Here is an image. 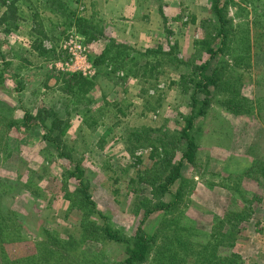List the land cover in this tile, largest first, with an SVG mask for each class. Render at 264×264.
Returning a JSON list of instances; mask_svg holds the SVG:
<instances>
[{
    "label": "rangeland",
    "instance_id": "obj_1",
    "mask_svg": "<svg viewBox=\"0 0 264 264\" xmlns=\"http://www.w3.org/2000/svg\"><path fill=\"white\" fill-rule=\"evenodd\" d=\"M15 1V26L0 22V264H123L104 228L131 245L143 222L140 264H264V0H220L224 35L214 0H184L146 47L118 40L102 1ZM78 73L94 83L80 103L61 91ZM38 108L67 120L69 156L50 122L25 123ZM193 110L195 165L164 189Z\"/></svg>",
    "mask_w": 264,
    "mask_h": 264
},
{
    "label": "trees",
    "instance_id": "obj_2",
    "mask_svg": "<svg viewBox=\"0 0 264 264\" xmlns=\"http://www.w3.org/2000/svg\"><path fill=\"white\" fill-rule=\"evenodd\" d=\"M1 4L4 7H7V10L2 14V16L0 18V22H2L3 24L12 23L15 26V23L19 20V16L17 14L18 9L16 7V1L15 0L11 1L10 4L7 5V1L2 0ZM213 11L219 20V27H220V32H221L220 34L224 35L225 34V31H224L225 21H224V18L222 17V14H221L222 10L220 8V0H214ZM80 22L81 21H79V23ZM85 23L86 22L83 21L80 24V26L81 25L83 26ZM82 35L83 36H85V35L89 36L88 32H86V31L85 32L83 31ZM40 36L43 38L46 37L43 30H40ZM113 46L118 51L117 55H119L121 57L125 54L124 52H121L117 49V48H120L119 46H122V45H116V46L113 45ZM154 51L155 50L148 51L146 56L147 57H151L150 55L158 56V54L154 53ZM167 53H165V56L166 57L170 56V54H167ZM102 56H98L95 58V60H93V63L96 67L101 63ZM151 65H152L151 62H146L145 66H144L145 72H147V69L149 67L153 68V66H151ZM208 66H209V64H206L201 68V80L203 82L202 83V89H204L206 95H209L208 88L210 87V84L212 83L209 72L207 73ZM151 71H152V69H151ZM67 76H68V79H65V86H63L61 88V91L63 94L67 95L71 99H74L76 101V103H80V98L82 96H85L86 94H88V91L91 89V87L94 85V83L92 80H88L87 78L83 77L80 73H78V74H67ZM80 95H82V96H80ZM194 107H195V104H194ZM194 115L195 114H194V110H193L190 118L187 120V126H186V128L182 134V144L179 148V151L182 154L183 162H180L176 165L174 164L172 172L168 176H166L167 184L164 185V189H166L167 186L175 185V183L178 182V180L181 178L182 168L184 167V162L189 164L190 166L195 165V144L192 141L191 135H190V132L193 129L194 123H195V116ZM47 122H50L52 124L53 128L58 132L57 136L55 138H53V142L58 147H60L62 150H64L67 153V156H69L68 146L64 143V141L61 138V136L65 133V131L68 127L67 120H64L62 117H60V115L52 108H38L35 115H31V114L27 113L25 116V123L27 124V126L29 125V127H31V124H33V125L34 124H43V123H47ZM172 151L174 152V149H172ZM163 153H164V158L169 159V157L171 155V151H170L168 144H163ZM166 162H167L166 164L169 167L173 166L172 162L170 160L166 161ZM80 191H81L80 193L82 194L84 199L89 200V195L87 194V192L84 189H80ZM178 195H179L178 193H176L174 195V201L173 202L161 204L159 210L169 211V210L175 208V206H176L175 204L177 202V199L179 198ZM153 212H155V210L148 212L146 216H151L153 214ZM144 223L145 222H143L141 227H139V229L137 230L134 242L131 245H129V242L126 239L121 238L118 235V233L112 231L108 227L104 228V232L108 236L109 239L113 240L116 243L125 244L128 246V250H127L128 256H127V258L123 264L144 263L146 261L148 255L150 254L151 248H152L153 237L150 236L149 234H147V232L144 230V228H143Z\"/></svg>",
    "mask_w": 264,
    "mask_h": 264
},
{
    "label": "crops",
    "instance_id": "obj_3",
    "mask_svg": "<svg viewBox=\"0 0 264 264\" xmlns=\"http://www.w3.org/2000/svg\"><path fill=\"white\" fill-rule=\"evenodd\" d=\"M97 1L98 5L103 2L102 6L105 10L100 7L105 16L102 17L110 21L111 29L117 33L118 40L137 44L136 47L155 44L162 36L163 21H168L169 14L176 17L179 13L178 7L185 2L184 0H95V3Z\"/></svg>",
    "mask_w": 264,
    "mask_h": 264
}]
</instances>
